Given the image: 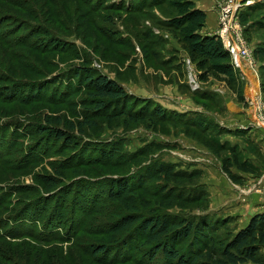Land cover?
<instances>
[{
  "label": "rangeland",
  "instance_id": "rangeland-1",
  "mask_svg": "<svg viewBox=\"0 0 264 264\" xmlns=\"http://www.w3.org/2000/svg\"><path fill=\"white\" fill-rule=\"evenodd\" d=\"M23 1L34 15L0 2L5 18L0 29L7 43L0 42V75L6 77L0 80V248L6 250L0 264H109L107 253L93 252L105 243L108 259L129 254L131 261L117 264H165L161 251L150 262L155 245L128 250L123 242L130 231L113 235L109 230L123 210L108 200L114 181H142L139 175L154 162L196 175L147 182L151 189L164 191L163 205L148 199L140 210L146 216L158 215L160 210L152 213L158 207L174 216L208 217L200 256L207 258L209 251L214 255L211 263L222 259L223 247L235 233L264 212V183L257 185L264 175V146L259 142L264 135V0H251L240 16L256 61L252 69L243 64L242 75L226 70V50L210 34L216 16L204 9L211 7L209 1L146 0L149 6L133 11L102 9L97 2H125L129 8L131 0ZM109 17L114 21L107 23ZM111 29L115 39L105 33ZM35 30L40 32L37 39ZM55 40L72 49H49ZM185 58L191 60L190 71ZM79 69L100 72L121 84L133 97L126 111L157 104L166 109L165 116L136 121L127 115L112 121L95 116V127L83 133L49 124L78 143L66 149L38 129L48 127L51 117L83 120L88 91L71 82ZM191 73L198 79L196 90L190 85ZM9 86L12 94L23 92L22 97L8 99ZM149 99L153 103H143ZM116 142L122 153L142 148L150 153L119 168L91 161L102 154L99 149ZM58 163L66 165L60 172L53 167L62 166ZM226 164L237 180L224 171ZM239 164L249 172L244 174ZM44 177L54 179L53 189L44 187ZM249 187L252 192L241 193ZM180 201L185 206H179ZM98 206L101 211L94 214ZM132 235L141 236L139 231ZM134 237L128 239L132 246Z\"/></svg>",
  "mask_w": 264,
  "mask_h": 264
},
{
  "label": "trees",
  "instance_id": "trees-1",
  "mask_svg": "<svg viewBox=\"0 0 264 264\" xmlns=\"http://www.w3.org/2000/svg\"><path fill=\"white\" fill-rule=\"evenodd\" d=\"M150 1L151 3H154L158 0ZM0 2L1 4L4 3L12 5L25 11L28 10V14H30L31 16L36 13L34 9H27V2L23 0H0ZM97 2L99 3V7L102 6L104 9L115 7L117 9L124 8L123 10L126 9L125 11H129L130 9L131 11L139 10L143 6L151 4L150 2L147 4L146 0L141 1V3H137L136 0H131V7L128 8L125 2H122V5L120 6L114 3L109 4L107 2H104L102 4L100 1ZM3 13L4 11L2 9V6H0V28L5 21V18H3L2 16ZM106 20H108L107 23L114 21L113 17L106 18ZM109 28L113 27L109 26ZM42 30L43 29L41 28L40 31ZM112 31L106 30L105 33H108V36H110L112 39H115L117 35H114L115 31ZM32 33H35L34 37L36 39L39 38V31L35 30L32 31ZM118 40H120V37L118 38ZM0 42L5 45L7 44L5 43V37H3V35L1 34V29ZM219 43L222 45L221 42ZM50 48L56 50L64 49L69 52L70 49H72V46L70 44H67L66 42L55 40L54 42H52V44H50L49 49ZM192 54L194 56L195 52L192 51ZM226 54L229 59V63H227L228 68L226 67V70L230 71L229 74H233L234 67L231 63V58L227 50ZM5 78L6 77H4V74L0 75V80L2 82H5ZM73 81H77V83L79 84L78 89L85 88V90L88 91L86 93V96L88 98L86 97V99L83 101L86 106V110H84V114L82 117L83 120L65 121L63 117H51L50 119H47L48 127L41 126L38 129L40 133H47L49 134V136L62 141L64 145L63 147H65L66 149H71L73 146H78V143L70 138V135L68 133L63 132L61 129H53L50 125L57 124L64 125V127L66 125V127L69 128L70 132L74 133L75 131H79L83 133L86 127H95V125L91 123V118H94L95 116H102L109 121H112L119 116L125 115H127L128 119H130L131 121L141 120L142 116L148 115L157 118L165 116L166 109H163L161 105L157 104L137 107V109L133 110L132 112L126 111L125 105L127 106V104L132 101L131 99L133 97L129 93H127L125 88L116 80H113L100 72L90 69H79L77 72L73 73L71 82ZM1 84L2 83L0 82V85ZM58 84H61V82H59ZM11 86H9L6 90L12 91ZM12 93L13 91L9 95H7V98L11 99L12 101L17 100L15 99L17 98L16 96L20 95V97H22L21 94H23V92L19 91L17 95ZM33 96L26 97L28 99H32ZM153 101L154 100L149 99L143 103H153ZM119 144L120 143L116 142L111 146L108 145L106 147H103V149H99L100 151H102V154H100L96 159L93 158L91 161L97 162L100 165L111 164L113 165V167H115V165H118L116 167L119 168L120 166H124L127 163L130 164V161L133 162V160L139 156H144L146 153H150L147 148L137 150L135 153H122L120 151V148L118 147ZM0 161H2V159ZM237 162L238 161H236V163ZM57 165L62 166H53L56 172H60L63 168L66 167V165H63L61 163H58ZM67 167L69 168V166ZM238 168H240L244 172H249V168L245 167L242 164H239ZM144 170L145 173L139 175V179L141 176L142 181H137L136 183H129L125 179H123V181H114V184L109 190L108 200L114 203H119L122 206L123 210H120L121 212L118 213V216L116 215L118 217L116 223H114V225L111 226L109 230L113 233V235L121 234L124 231H130V233H128L127 235V239H125V241L123 242L124 246L128 250L134 249L135 252H139L138 249H140L141 251L143 244L147 243L155 245L156 250L149 255L150 262L154 261L156 258V254L161 251L164 256L165 264H214L209 261L214 257V255L209 251L206 252L207 258H203L200 256V254H202V249H204V237L206 236L204 231L206 230V220L208 219V217L204 219V216H200V218L196 220L195 217L191 218L188 216L180 215L174 216L164 213L165 211H162L158 207H154V210L156 211L152 212L157 213V210H160V213H158V215L146 216L144 215V212L140 210V206L142 204L146 205L147 203H149L148 199H156V203H158V206L163 205L161 198L164 197V191L161 194V191L156 190V188L151 189L150 185H148L147 182L158 180L162 177H164V179H166L168 183L170 181H181L182 179H190L191 177L195 176L196 173L194 174V172L187 173L183 171H174L173 165L160 162H154L151 165H146ZM230 170L231 169L227 164L224 165V171L232 178L237 180V178L232 174ZM43 179L44 180H42V182L46 189L51 190L55 187L54 179L51 180V178L47 177H44ZM148 192L149 195L146 196ZM158 194L160 195L158 196ZM103 201L105 200H101L98 202ZM170 202H173V200L165 203L167 204V206L173 205ZM179 206L183 207L185 205L180 201ZM101 208V206H98L94 211V214L99 213L101 211ZM123 211H127V213H123ZM215 222L217 221H214V223ZM51 224L53 225L54 221ZM85 228L87 229L89 227ZM137 231H139L141 236L132 235L133 233L137 234ZM130 234L131 237L135 236L133 241L135 244L134 246H132V244L128 242ZM0 238H2V236H0ZM42 238L44 239L45 237ZM187 240H189L188 246L179 247L181 243ZM210 243L213 244L212 241H210ZM98 245L94 247V254L98 255L101 253H109V246H107L106 243L101 246ZM192 249L195 250L194 253L197 252V255H193L194 253H192ZM5 252V249L3 251L0 248L1 254ZM1 254V258H4V255ZM107 254L105 260H107L109 264L131 261L129 260V254L122 257L113 255L111 259H108ZM221 258L222 259H219L215 264H264V212L257 213L252 216L249 223L235 233L229 243L223 247Z\"/></svg>",
  "mask_w": 264,
  "mask_h": 264
},
{
  "label": "built area",
  "instance_id": "built-area-1",
  "mask_svg": "<svg viewBox=\"0 0 264 264\" xmlns=\"http://www.w3.org/2000/svg\"><path fill=\"white\" fill-rule=\"evenodd\" d=\"M211 8L217 14V26L210 34L217 37L222 43L225 50L228 51L231 63L235 70L239 73L243 72V64L250 67H255L256 61L254 58V49L249 41H247L243 26L240 22L242 11L252 2L251 0H209ZM189 71L192 64L189 58L184 60ZM242 75V73H241ZM190 76V85L193 90L199 87L198 79ZM258 101H256L257 103ZM261 102V101H259ZM258 120V119H257ZM264 183V175L258 180L257 185ZM236 188L240 187L235 185ZM253 187L241 188V193L248 194L253 191Z\"/></svg>",
  "mask_w": 264,
  "mask_h": 264
},
{
  "label": "crops",
  "instance_id": "crops-1",
  "mask_svg": "<svg viewBox=\"0 0 264 264\" xmlns=\"http://www.w3.org/2000/svg\"><path fill=\"white\" fill-rule=\"evenodd\" d=\"M202 1V3L204 4V5H208L207 4V1H209V0H201ZM209 8V9H208ZM204 9H208L209 11H212V13L210 14V15H214V17L216 16V26H217V14H216V12L209 6H207V8H204ZM215 26V27H216ZM185 63V62H184ZM186 65V64H185ZM162 103H163V105L165 104V107H166V104H168V103H165L164 101H162ZM161 103V104H162ZM226 103H228V101H226ZM260 146H264V135H261L260 136ZM244 174H245V172H243ZM258 213V212H257Z\"/></svg>",
  "mask_w": 264,
  "mask_h": 264
}]
</instances>
